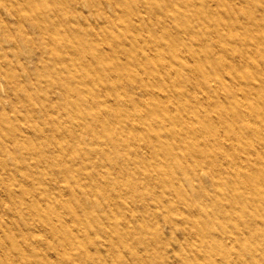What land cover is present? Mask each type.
I'll use <instances>...</instances> for the list:
<instances>
[{
    "label": "bare ground",
    "instance_id": "bare-ground-1",
    "mask_svg": "<svg viewBox=\"0 0 264 264\" xmlns=\"http://www.w3.org/2000/svg\"><path fill=\"white\" fill-rule=\"evenodd\" d=\"M63 1L66 0H11L8 4L4 3L7 11L18 18L24 12L21 20L25 18L30 22L31 29L37 28L41 40L49 46L47 50L54 58L61 54L62 60H66L63 63L66 64L60 67L64 72L62 78L52 81L47 94L48 99L58 106L56 110L61 107L64 112L55 113V109L49 108L46 98L42 96L39 99L41 113L37 119L59 133L37 142L35 138L41 134L35 133L36 136L29 138L17 130L16 124H6L9 119H3L6 115L0 116V195L9 197L14 215L20 217L21 226H42L51 234L48 243H44L40 236H34L31 243L34 241L38 249H50L54 255H59L69 245L65 244L68 239L65 242L64 239L69 237L72 240L79 235V230L81 232L80 222L86 228L90 227L84 222L91 217L90 207L111 218L105 231L110 236L116 234L111 238L116 245L122 242L123 237L136 236L140 242H144L141 238L144 229L135 228L131 223L133 214L126 218L120 212L121 202L104 194V190L107 187L119 190L125 185L129 195L132 192L131 196H134L135 190L146 187L148 196L143 198H153L161 213L167 214L171 209L176 210L177 205L165 206V199H159V193L154 191L156 185L165 186L172 198L176 199L179 195L185 201L187 198L195 201L198 195H186L188 181L193 176L200 178L205 172L210 174V181L217 187L218 202L222 203L224 199L231 203L237 201L234 193L225 197L220 190L224 184L230 188L239 186V201L247 204L248 212L252 215L263 214L264 126L261 121L264 120V109L260 110L255 101L245 99L252 86L247 90L230 87V102L241 96L245 99L244 103L232 110L225 100L229 94L218 90L224 89V82L230 79L224 76L225 70L235 79L254 78L257 92L264 93V72L259 62L251 57L253 53L264 56L261 46L263 34L254 33L252 36L256 44L253 50L243 46L245 42H240L239 51L234 53L238 55L236 62L224 54L227 52L222 46L214 55L210 51L194 56L182 55V58L192 59L191 64H185L186 78L191 79L190 86L183 89L184 80L176 66L179 54L175 49L164 55L157 40L140 34L131 43L138 46L145 40L148 45L133 53L125 51L130 61L126 57L115 61L113 54L104 53L102 48L81 37L82 33L87 35L91 31L68 30L67 23H74V18L81 13V0H72L73 4L68 8L61 6ZM220 9L221 0H215L214 5L204 11L220 12ZM195 12L201 14L203 10L197 9ZM182 20L184 27H187L188 22ZM221 24H224V28L235 26L228 22ZM0 26L2 30L9 27L6 22ZM239 27L244 31H233L232 35L235 40L241 41L252 29ZM74 35L77 38L71 39ZM23 38V43L34 46L29 36L24 37L23 34ZM145 46L149 52H145ZM105 60H109L108 65L103 63ZM131 64L137 66L134 72L130 69ZM210 67L215 69L214 76L208 71ZM206 72L211 76L204 78ZM0 75L8 82L16 74L1 66ZM122 75L127 77L126 82L121 81ZM204 82H208V85L205 86ZM134 86L139 87L141 96H146L145 101L136 100L129 93L128 87ZM201 86H204L203 90L197 93L195 89ZM207 88L215 91L214 95L218 96L216 102L209 100L212 95ZM184 91L187 94L184 95ZM169 92L173 93L174 98ZM33 127L37 126L34 124ZM242 128L247 130L245 135ZM65 131H71V134L68 133L70 136L60 140L58 136ZM84 136L90 142H87L89 148L82 149V144L86 143ZM91 156H97L101 161H94L93 165L110 163L113 168L118 167L119 158H127L125 165L118 167L117 171L113 170L116 173L122 171L121 174L126 176L136 174V178L123 181L116 175L111 179L109 174H113V171L99 169L93 172L87 169L88 165L78 170L72 169L76 164L79 167L88 161ZM130 164L137 170L130 168ZM61 173H69L66 175L68 179H59L57 175ZM162 174L170 176L162 178ZM51 182L59 184L49 190L47 185ZM138 207L147 209L150 205L140 203ZM60 208L63 210L59 211ZM203 212L205 218L199 224L204 231L205 227L210 226L215 211L204 206ZM216 214H228L231 218L229 209L221 206ZM69 221L72 224L66 227ZM0 224L5 225L1 219ZM233 226L238 229V223ZM221 229L224 232L228 226L222 224ZM9 235L11 233L6 232L4 236L0 234V238L9 242ZM28 243L27 239L14 241L12 248H8L9 253H0V264H14L10 256L15 251L22 263L32 264L27 259V252L35 253V248L27 249ZM222 245L220 240L219 246ZM226 248L224 246V253L231 260L229 254L236 249L232 245ZM40 254L43 260V253ZM139 264H144V259H140Z\"/></svg>",
    "mask_w": 264,
    "mask_h": 264
},
{
    "label": "rangeland",
    "instance_id": "rangeland-1",
    "mask_svg": "<svg viewBox=\"0 0 264 264\" xmlns=\"http://www.w3.org/2000/svg\"><path fill=\"white\" fill-rule=\"evenodd\" d=\"M185 1L187 4L184 0H81V13L74 18V23H67V28L68 30L91 31L87 35L82 33L81 37L87 38L90 44L93 43L102 48L104 53L113 54L115 61L124 60L125 57L130 61L129 56L124 53L125 51L133 53L141 50L143 45H148L145 40H142L138 46L131 43V40L140 34L157 40L161 47L160 51L164 55L170 54L172 49H175V52L179 54L176 66L181 79L184 80L181 86L183 89L190 86L191 79L186 78L185 64H191L192 59L182 58V55L194 56L206 51H210L214 55L222 46L227 52L224 54L236 62L238 55L234 53L239 51L241 43L245 42L243 46H248L253 50L256 45L252 37L254 33H261L264 38V0H221L222 9L220 12L204 11L205 8L213 6L215 0ZM10 2L11 0H0V24L6 22L9 25L5 30L0 29V67L2 66L8 72H15L16 75L8 82L0 75V116L6 115L3 119H9L5 123L16 124L17 130L25 136L31 138L36 136L35 133H39L41 136L36 137L35 140L37 142L44 141L47 136H54L59 132L52 131L37 121L38 115L41 113L39 99L42 96L45 97L49 108L55 109V113L64 112L61 107L60 110H56L58 106L49 100L50 98L48 99L47 94L48 89H51L52 81L62 78L64 72L60 67L66 60H62L61 54L54 58L47 50L49 46H46L41 40V34L37 28L31 29L27 19L21 20L24 12L18 18L7 11L4 5ZM72 4V0H66L62 2L61 6L68 8ZM197 9H201L203 12L198 14L195 12ZM182 19L188 22L187 27H184ZM221 22H228L235 26L234 28L227 26L224 28V24L222 25ZM239 26H247L252 29L243 36L241 41L240 39L235 40L232 35L233 31L235 33L244 31ZM23 34L24 37L25 35L30 37L31 45L34 44V46L30 47L23 43ZM75 37L77 38V35L71 39ZM261 46L264 50V41ZM145 52H149L147 46H145ZM251 57L259 62L260 68L264 72V56L253 53ZM103 63L108 65L109 60H105ZM136 68V65H130L133 72ZM250 69L253 70V68ZM208 71L214 76L215 69L213 67H210ZM199 73L197 72V76L200 77ZM205 74L204 78L211 76L208 72ZM224 76L230 79L224 82V89L218 90L223 94H229L225 100L231 110L244 103L245 99L255 101L259 104L260 110L264 109V93L257 92V87H254L256 82L254 78L235 79L225 70ZM121 81L126 82L127 77L122 75ZM162 83H164L163 80ZM204 84L207 86L208 82H204ZM250 86L253 88H251L248 97L244 99L241 96V98L233 99L230 102V87L247 90ZM203 88L204 86H201L195 91L199 93ZM128 89L136 100H146V96L140 95L138 86L128 87ZM209 92L212 95L209 100L216 102L218 96L214 95L215 91L210 89ZM169 93L174 98L173 93ZM185 94L187 91H184ZM177 95L179 96V93L176 94V97H178ZM209 100L207 99L208 102ZM34 124L37 126L36 128L33 127ZM261 124L264 126V120L261 121ZM241 131L243 135L247 133L245 128H242ZM68 133L71 134V131ZM68 133L62 132L58 136L59 139L63 140L66 136H70ZM84 142L86 143L82 144V149L89 148L87 142L90 141L87 136H84ZM126 160L127 158H119L117 166L125 165ZM168 160L171 158L168 157ZM94 161L101 163L97 156H91L88 161L79 167H77L79 164H76L72 169L78 170L88 165L87 169L93 172H97L99 169L113 171V174H109L111 179L116 175L123 181H131L136 178V174L126 176L121 174L122 171L116 173L114 170L117 171L118 167L113 168L110 163L93 165ZM130 168L137 170L132 164H130ZM138 169L140 170L141 167ZM66 175L69 173H61L57 176L59 179L67 180ZM169 176L170 174L161 175L162 178ZM183 176L185 177L184 174ZM210 179V174L205 172L201 174L200 178L193 176L189 181L187 180L189 186L186 187L188 188L186 195L188 197L198 195L195 197V201L188 198L185 201L179 195L176 196V199L172 198V194L168 193L165 186L156 185L154 191L159 193V199H165V206L177 205L176 210L171 209L167 214L161 213V209L157 208L153 198H143L148 196L146 187H139L135 190L136 195L134 196H131L132 192L129 195L125 185H122L119 190L107 187L104 194L119 200L121 202L120 212L126 218L133 214V218H130L132 225L135 228L144 229L143 235H141L144 242H140L136 236L123 237L122 242L116 245L111 239L116 234L110 236L105 231L106 225L111 223V218H107L100 210L96 209L97 211H95L93 207H90L91 217L88 221H84L90 227L86 228L80 222L81 232L79 230V235L72 240L69 237L64 239V242L68 239L65 244L69 245L59 255H54L50 249H38L34 241L31 243L34 236L35 238L40 236L44 243L50 242L49 230L42 226H21L20 217L14 215L13 204L9 197L0 195V219L5 223L4 226L0 224V234L4 236L6 232L11 233L8 238L9 242L0 238V253L2 251L9 253L8 248H12L14 241L27 239L29 241L27 249L35 248V253L27 252V259L32 264H36L34 262H39L38 264H139L140 259H144V264H249V262L250 264H264V213L252 215L248 212L245 206L247 204L239 201L241 194L239 186L230 188L224 184L220 190V194H224L225 197L234 193L237 196V201L231 203L224 199L222 203L218 202L217 187ZM58 182L55 184H59ZM55 184L51 182L47 188L52 190L55 188ZM140 193L142 196L139 195ZM121 200L130 201L128 203L130 206ZM140 203L149 204L150 207L142 209L138 207ZM204 206L210 211H215V214L210 226L205 227L203 231L199 223L205 218ZM220 206L229 209L231 218L228 214L224 216L216 214V210ZM62 210L63 208L59 209V211ZM235 223H238V229L233 226ZM70 224L72 222L69 221L65 226ZM222 224L228 226L224 232L221 231ZM220 240L223 243L222 246H219ZM229 245L236 249L229 254L231 260L224 253V246L226 248ZM38 252L43 253V260ZM19 256L15 251L10 256L14 259L12 262L25 264L22 263Z\"/></svg>",
    "mask_w": 264,
    "mask_h": 264
}]
</instances>
